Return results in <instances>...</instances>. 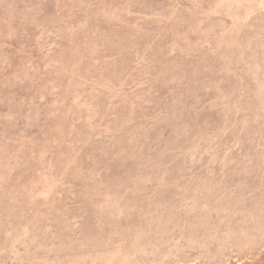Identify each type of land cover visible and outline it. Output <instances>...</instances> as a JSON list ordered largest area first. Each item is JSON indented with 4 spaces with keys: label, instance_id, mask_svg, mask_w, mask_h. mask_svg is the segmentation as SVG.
<instances>
[{
    "label": "rangeland",
    "instance_id": "1",
    "mask_svg": "<svg viewBox=\"0 0 264 264\" xmlns=\"http://www.w3.org/2000/svg\"><path fill=\"white\" fill-rule=\"evenodd\" d=\"M0 264H264V0H0Z\"/></svg>",
    "mask_w": 264,
    "mask_h": 264
}]
</instances>
